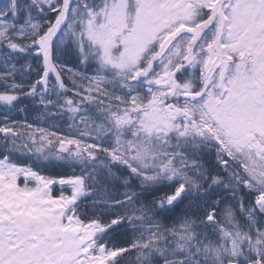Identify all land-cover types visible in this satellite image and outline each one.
Listing matches in <instances>:
<instances>
[{"label": "snow or ice", "instance_id": "1", "mask_svg": "<svg viewBox=\"0 0 264 264\" xmlns=\"http://www.w3.org/2000/svg\"><path fill=\"white\" fill-rule=\"evenodd\" d=\"M0 264H264V0H0Z\"/></svg>", "mask_w": 264, "mask_h": 264}, {"label": "trees", "instance_id": "2", "mask_svg": "<svg viewBox=\"0 0 264 264\" xmlns=\"http://www.w3.org/2000/svg\"><path fill=\"white\" fill-rule=\"evenodd\" d=\"M23 118V117H22ZM31 119H33V117H29V120H31ZM59 186H57V188H58ZM58 194V193H57Z\"/></svg>", "mask_w": 264, "mask_h": 264}]
</instances>
